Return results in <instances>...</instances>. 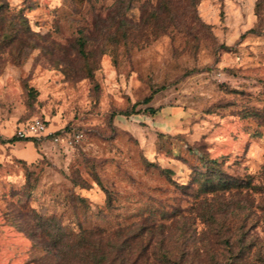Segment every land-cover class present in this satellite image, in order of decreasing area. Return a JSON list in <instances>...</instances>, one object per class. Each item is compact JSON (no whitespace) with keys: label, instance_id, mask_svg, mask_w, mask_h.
I'll list each match as a JSON object with an SVG mask.
<instances>
[{"label":"rangeland","instance_id":"1","mask_svg":"<svg viewBox=\"0 0 264 264\" xmlns=\"http://www.w3.org/2000/svg\"><path fill=\"white\" fill-rule=\"evenodd\" d=\"M0 126V264H264V0H0Z\"/></svg>","mask_w":264,"mask_h":264},{"label":"built area","instance_id":"2","mask_svg":"<svg viewBox=\"0 0 264 264\" xmlns=\"http://www.w3.org/2000/svg\"><path fill=\"white\" fill-rule=\"evenodd\" d=\"M221 76L222 73H219ZM1 131V126H0V136L2 135ZM15 137L19 139H25V138H31V137H36V138H42V137H50L52 136L53 140L55 142L62 141L63 138L68 141L69 139L73 140H79L81 138V133L80 132H74L72 135H64L62 136L61 134L51 131L49 129V125L46 120L43 118H35L30 121L24 122L22 124H19L15 128V132L13 134Z\"/></svg>","mask_w":264,"mask_h":264},{"label":"trees","instance_id":"3","mask_svg":"<svg viewBox=\"0 0 264 264\" xmlns=\"http://www.w3.org/2000/svg\"><path fill=\"white\" fill-rule=\"evenodd\" d=\"M150 98H151V97L147 98V101H149ZM147 110L150 111L151 113H155V112L157 111V109L154 108V107H152V106H149V107L147 108ZM57 133H58V132H57ZM16 138H17V137H16ZM35 138H36V137L25 138V140H34ZM18 139H19V138H18ZM21 140H23V139H21Z\"/></svg>","mask_w":264,"mask_h":264}]
</instances>
